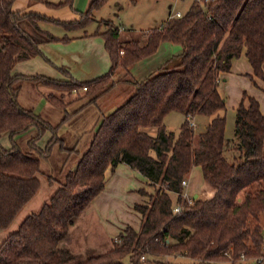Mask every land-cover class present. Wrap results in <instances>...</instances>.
I'll list each match as a JSON object with an SVG mask.
<instances>
[{"label": "trees", "instance_id": "obj_1", "mask_svg": "<svg viewBox=\"0 0 264 264\" xmlns=\"http://www.w3.org/2000/svg\"><path fill=\"white\" fill-rule=\"evenodd\" d=\"M106 1L90 0L77 20L60 21L15 10L14 0H0V136L8 132L12 140L36 128L28 140L29 151H22L13 140L10 148L0 146V229L36 193L40 160L50 155L55 143L66 149L57 125L18 103L20 82L31 80L68 93L75 90L76 98L88 97L84 106L113 86L111 75L116 67L128 71L154 54L162 42L181 46L176 66H163L141 80H124L134 86V93L100 119L88 148L63 181H58L49 200L2 240L0 264H166L160 258L175 253L209 264L229 261L225 252L231 256L230 264H264V260L239 262L241 253L248 259L264 257L259 221L264 212V114L258 100L244 92L235 107L234 140L229 144L224 136L225 117L220 113L225 100L217 90L220 73L228 72L232 59L243 53L251 67L247 77L264 93V0L192 1L181 16L151 29L144 43L121 42L118 27L104 21L102 35L111 66L88 81L12 72L16 62L40 54V44L65 40L42 29L41 21H53L68 30L82 28L92 20L93 10ZM71 2L51 5L71 7ZM83 86L86 89L79 94ZM46 99L64 111L61 121L72 114L63 95L49 92ZM171 111L186 117L177 133L163 123ZM196 113L211 118L194 139L188 118ZM46 131L51 136L40 148L36 142ZM228 151L237 152L238 157L227 159ZM118 162L137 170L154 187L148 204L134 205L141 216L140 227L126 226L102 253L90 249L83 257L60 247L74 219L102 190L105 170ZM193 166L200 167L212 194L195 197L189 205L182 202L181 181ZM47 179L51 180L50 175ZM170 192L182 204L179 212L172 210Z\"/></svg>", "mask_w": 264, "mask_h": 264}, {"label": "crops", "instance_id": "obj_2", "mask_svg": "<svg viewBox=\"0 0 264 264\" xmlns=\"http://www.w3.org/2000/svg\"><path fill=\"white\" fill-rule=\"evenodd\" d=\"M59 1L60 0H14L12 7L15 10L38 12L45 15L46 17H50L60 21H72L77 20L80 17L79 13L83 12V8H88L90 0H72L71 7L69 5H64L61 7H54L53 5H51V3H58ZM98 10L99 9L93 11L96 12ZM53 25H58L62 27L63 30L54 33V30L52 29ZM39 26L42 29L49 31L56 37L64 38L65 40H57L40 44V54L29 59L16 62L12 67L13 73L23 75L40 74L50 78L63 80L67 79L68 77H72L77 81H88L109 71L111 60L108 52L104 47V37L102 35L105 26L101 28V25L98 24L97 28L92 31L81 32L74 31L73 29H71V31H73L70 32V30L65 29L62 25L49 20L41 21L39 23ZM117 27L119 32V39L122 40L120 36L122 35L124 28L122 26ZM124 38H126L125 40H130L127 35H124ZM161 44L158 46L155 53L151 56H155L158 53ZM180 52L181 50H178L177 53H171L161 57L157 63V67L150 72L163 67V64L168 59L176 55L179 56ZM144 60L145 58L134 63L128 69V73L130 77H132V79L141 80L150 73L148 71V74L146 72L140 71V65ZM250 72L251 67L247 62L244 54L242 53L238 58L232 59L229 71L220 73L219 77L225 82H228L233 78L236 79L237 77H245L247 76L246 74ZM112 76L113 74L111 75V78L114 79ZM27 81L29 80H23L20 84L17 95L18 103L22 107L30 109L32 111H36L35 108H40L38 110L41 111H36L37 114H39L40 116L43 115L42 118L52 124V122L49 121L51 116L50 114L52 113V111H54L55 108L59 110L62 109L52 105L46 99V94L52 92L58 96L60 90H56L39 83L31 84ZM121 82L122 81H115L113 86L105 93L97 97L93 103L101 101L102 97L105 96V94L109 93L115 87V85H118ZM83 91L84 90H79V94H81V92L83 93ZM64 92L67 91H61V95H63ZM219 94L222 96L220 92ZM251 94L252 95L250 96L258 100L261 112L264 114V96H260L258 93L254 92H252ZM68 95H75V97L77 96L75 90H72V92L68 93ZM74 100L75 98L72 100L64 101L67 104L66 109ZM261 103L263 106L261 105ZM84 106L79 105L71 113L73 114L79 111ZM100 108L103 109V107L101 106ZM42 110L47 112L48 115H44L42 113ZM103 116L105 115H103L102 113L101 116L98 117V120L100 121ZM208 122L209 121L206 122L204 128ZM7 135L8 132H4L0 136V146L4 148L11 147V145H8V143L4 139ZM50 136V132L46 131L42 135V138L47 142ZM92 137L93 135L90 138L92 139ZM59 138L63 142V139L60 136ZM43 142V140L41 141V139H38L36 145L40 148H43L46 144L45 143L44 146H42ZM70 153L72 154V156L74 155V158L77 155L79 156V152L75 149V147H73V150L70 151ZM78 159L79 158L74 159L72 163L67 164V166L62 168L61 171L66 173L68 170H72L75 167ZM57 184L59 185L58 182ZM205 184L206 182L203 180L200 167L193 166L188 177L186 178V184L185 186H183V191L187 195H190L192 197H209L212 194V190L210 189V187L208 188L207 186H205ZM57 187H48V190L45 193L46 195L44 200L48 201ZM140 189H143L146 193L142 194L141 192H139ZM205 191H207V193H205ZM153 192L154 187L149 183L148 179L127 164L118 162L113 168L108 167L104 173L102 190L92 198L86 208L75 218L74 222L69 227L68 234L60 242L59 246L67 248L73 254L82 256H86V251L90 249L94 250L96 253L105 252L100 247L104 246L103 248H105V246H109V244H112L113 240L116 239L117 235L122 232L126 226H131L136 230L140 227L141 216L135 210L134 205L138 203L148 204V194H151ZM169 195L172 201L176 198V193L170 192ZM33 197L22 206V208L16 213L10 224L5 228L7 230L18 217V221L16 222L14 228L8 231L7 236L18 228L21 221L27 215L38 212L41 206L45 202H47L42 201L43 203L30 204L32 203L31 201Z\"/></svg>", "mask_w": 264, "mask_h": 264}, {"label": "rangeland", "instance_id": "obj_3", "mask_svg": "<svg viewBox=\"0 0 264 264\" xmlns=\"http://www.w3.org/2000/svg\"><path fill=\"white\" fill-rule=\"evenodd\" d=\"M191 2V0H107L98 11L92 12V21L87 22L83 28L73 30L79 32L92 31L97 28L98 24H100L101 28H103L105 25L102 24V22L108 21L114 26H122L124 28V31L122 32L123 36H120L122 39L121 42L137 40L140 43H144L151 29L161 27L163 25L169 12L179 10L183 14L188 9ZM83 9L84 10L82 11H85L86 7ZM52 29L54 30V33L63 30L62 27L58 25H53ZM72 31L70 30V32ZM124 35H127L130 40H125L126 38H124ZM178 50H181L180 45L169 42L162 43L158 53L155 56L145 58L143 63L140 65V71L146 73L147 71H152L157 67V63L161 57L171 53H177ZM179 62L180 57L176 55L168 59L163 65L164 67L172 68ZM112 74V77L114 78L112 79L113 81L122 82L118 85H115V87L109 93L105 94L101 101L85 104L82 109L71 114V116L67 117L66 120L63 121H60L64 113L62 110L55 108L50 114L51 116L49 121L52 122L53 125H57V135L63 139L62 144L64 148L75 147V149L79 152V156L77 155L74 158V155L72 156L70 151L60 148L59 145L55 143L50 155L40 160L42 171L38 173L40 184L38 191L34 195L31 201L32 203L30 204L43 203L44 201H47L44 199L48 187H57V182L63 181L64 179L65 173L61 171L62 168L67 166V164L72 163L74 159L79 158L80 155L88 148L89 141L91 139L90 137L95 133L99 125L98 117H100L102 113L103 115L109 114L118 106L122 105L130 97V95L134 93V86L131 83L124 81L133 80L132 77H130L128 71L116 67ZM27 82L35 84V82L31 80ZM258 82L259 81L257 80V83ZM217 90L222 94V97L225 100V106L220 111V113L225 117V139L229 142V144H231L234 140L235 107L240 102L242 94L245 92L250 96L252 95L251 93L254 92L258 93L260 96H264V93L258 87H256L247 76L242 78L237 77L236 79L233 78L228 82L220 79L217 84ZM61 94V91H59L58 96H61ZM74 98H76L75 95H68L67 92H64L63 94V101L72 100ZM87 98L88 97L86 96L76 98L69 104L67 111L72 112L76 107L85 102ZM100 106L103 107V109H101ZM38 109L40 108H35L36 111H41ZM36 111L34 112L37 113ZM42 113L44 115H48V113L44 110H42ZM185 118L186 117L184 114L178 111H171L164 116L163 123L168 130L177 133L180 124ZM210 118L211 116L200 113L189 116V119H191L193 122L192 127L194 139H196L198 134L204 130V125L210 120ZM35 133L36 128L31 127L23 133L13 136L12 140L22 151H29L28 140ZM4 139L8 145L12 144V140L9 135L5 136ZM39 139L44 141L42 144V146H44L46 140H44L42 136ZM234 156L238 157L237 152L235 154L229 151L226 153V157L229 160H233ZM47 175H50L51 180L47 179ZM205 186L209 188L207 184H205ZM205 193H207V191H205ZM174 201H176V198L173 200V202ZM259 219L260 224L264 228V212L259 215ZM17 221L18 217L7 230L5 228L0 229V242L7 236L8 231L14 228ZM111 246L112 244H109V246H105V248H103L104 246H101L100 248L103 249V251H106L110 249ZM83 257H85V255H83ZM259 257H262L264 260L263 256ZM155 258L159 259L160 257ZM160 259L165 261L166 264H205L204 262L202 263L197 260H192L181 253L163 256ZM254 259L255 258L247 259L245 262H253ZM230 262L217 261L209 264H230ZM239 262L245 263L241 260H239Z\"/></svg>", "mask_w": 264, "mask_h": 264}, {"label": "built area", "instance_id": "obj_4", "mask_svg": "<svg viewBox=\"0 0 264 264\" xmlns=\"http://www.w3.org/2000/svg\"><path fill=\"white\" fill-rule=\"evenodd\" d=\"M191 1L197 2L199 4H203V3H206V2H211L212 0H191ZM181 15H182V13L179 10H175L173 12H169L168 13L167 19L174 18V17H179ZM82 89L85 90L86 87L83 86ZM188 123H189L190 126H193V122L189 118H188ZM181 184H182V186H185L186 179H183L181 181ZM176 196H177V194H176ZM181 197H182V202H184L186 204H189V205L192 204L193 199H194L192 196L187 195L184 191L181 194ZM181 209H182V204L179 203V202H177V201H174L173 204H172V210H173V212H179ZM224 254L229 258V262H230L232 259H231V256L229 255V253L225 252ZM141 259L143 260L144 259V256H141ZM247 259L248 258H246V256L244 254H242V253L240 254L239 260L245 262ZM255 261H263V258L262 257L255 258L253 260V262H255Z\"/></svg>", "mask_w": 264, "mask_h": 264}, {"label": "water", "instance_id": "obj_5", "mask_svg": "<svg viewBox=\"0 0 264 264\" xmlns=\"http://www.w3.org/2000/svg\"><path fill=\"white\" fill-rule=\"evenodd\" d=\"M195 197H196V196H194V198H195ZM262 234L264 235V228H263Z\"/></svg>", "mask_w": 264, "mask_h": 264}]
</instances>
